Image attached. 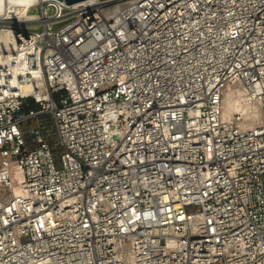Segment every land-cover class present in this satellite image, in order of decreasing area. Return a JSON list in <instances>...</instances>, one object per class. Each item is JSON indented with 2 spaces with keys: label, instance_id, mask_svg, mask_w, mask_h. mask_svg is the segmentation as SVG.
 <instances>
[{
  "label": "built area",
  "instance_id": "2783aa9c",
  "mask_svg": "<svg viewBox=\"0 0 264 264\" xmlns=\"http://www.w3.org/2000/svg\"><path fill=\"white\" fill-rule=\"evenodd\" d=\"M28 14L0 16V264H264V121L223 119L229 85L264 114V0Z\"/></svg>",
  "mask_w": 264,
  "mask_h": 264
},
{
  "label": "bare ground",
  "instance_id": "6f19581e",
  "mask_svg": "<svg viewBox=\"0 0 264 264\" xmlns=\"http://www.w3.org/2000/svg\"><path fill=\"white\" fill-rule=\"evenodd\" d=\"M45 0H0V16L6 11L12 17H18L19 21L31 19L28 11L32 5L41 4ZM84 1L75 3L79 4ZM16 48L11 32L8 28L0 29V66L5 64L4 53H11ZM10 55V54H8ZM36 84H27L24 89L30 91L36 87ZM235 115H241L240 119H236ZM223 119L228 121L237 120L242 128L252 126L264 121V114L258 100L248 94L245 89L239 85H229L223 101ZM254 121H257L256 123Z\"/></svg>",
  "mask_w": 264,
  "mask_h": 264
},
{
  "label": "water",
  "instance_id": "95a60500",
  "mask_svg": "<svg viewBox=\"0 0 264 264\" xmlns=\"http://www.w3.org/2000/svg\"><path fill=\"white\" fill-rule=\"evenodd\" d=\"M60 1H64L66 4L68 5H72L81 1H85V0H60Z\"/></svg>",
  "mask_w": 264,
  "mask_h": 264
},
{
  "label": "rangeland",
  "instance_id": "374dc122",
  "mask_svg": "<svg viewBox=\"0 0 264 264\" xmlns=\"http://www.w3.org/2000/svg\"><path fill=\"white\" fill-rule=\"evenodd\" d=\"M235 117H236V115H235ZM259 120H261V119H258V121H259ZM254 122L256 123L257 121H254ZM253 124H254V123H253ZM253 124H252V125H253ZM250 126H251V125H250Z\"/></svg>",
  "mask_w": 264,
  "mask_h": 264
}]
</instances>
